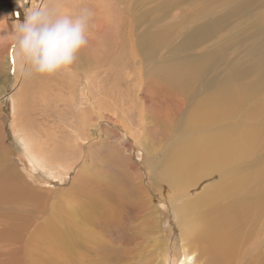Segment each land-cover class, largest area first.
Masks as SVG:
<instances>
[{"label": "rangeland", "instance_id": "obj_1", "mask_svg": "<svg viewBox=\"0 0 264 264\" xmlns=\"http://www.w3.org/2000/svg\"><path fill=\"white\" fill-rule=\"evenodd\" d=\"M45 1H48L49 4L46 3L50 8L61 12H65L69 5L68 9L72 11L71 15H78L83 9H89L93 13L88 25V43L77 54V57H81L82 65L76 62V57L72 64L75 69L71 67V71L72 73L73 70L77 71L75 75L81 74L83 78V84H79L77 92L78 99H80V94L84 91L83 88L87 87L82 68L89 62H91L90 65H94L95 69L89 70L88 73L96 71L98 76L97 81L94 82L95 85H93L95 95L101 99L103 108L107 106L109 109L104 110L115 118L112 117L110 123L105 124L101 131L98 130V133L103 135L100 137L101 142L98 139L95 140L96 136L93 134L92 146L88 145V137L81 138V134L72 132L70 125H75L74 128L79 126L77 114H80L81 111L77 112V110L71 109L70 103L60 90L69 81V73H64V71L67 72L66 68L52 75L23 77L21 84L23 85L24 98L16 99L18 94L14 80H16V72L19 70L16 57L10 46L16 25L24 19V9L18 7L17 0H0V98H5L0 100V264H30L31 262L35 264H181L186 250L178 222V208L174 201L177 200V204L182 202L184 193L178 198L167 182L162 181L156 175L148 174L153 165H149L146 156L149 153L147 147L148 153L144 148L134 147L136 149L134 156L129 151L131 144L128 143L129 145L125 146L126 141H123L122 144L119 136L124 133L123 124L126 120L138 123L142 116L140 113L145 114L140 101H145L147 98L143 96V91H139L140 78L144 77L143 74L146 75L144 85L147 86L145 94L148 96L146 103L148 112L146 113L150 119L147 142L150 143V145L148 144L150 149L154 150L152 154L156 155L158 164L164 160L163 149L165 147L171 144H183L185 137L180 135L183 120L195 110L206 95L214 94L220 85L216 84L207 88L200 82H195L190 89L180 91L168 89L167 84L162 83L163 79L150 72L149 65L154 62L145 58L146 55L144 52L142 54L141 50V54L138 53V46L136 47L137 44H134L137 37L139 38L136 34L138 31H144L155 37L159 35L161 43L159 42L157 58H155L158 64L164 61L168 65H177L181 63L182 54L188 52L198 56L202 54L203 50L211 47L215 52L220 51L218 55H223L222 64L226 61L228 65L230 62L241 61L238 64H232L234 66L249 63L246 53L255 45L261 48V53L264 54V0H134L131 2L122 0L123 4L119 3L120 0H29L25 4V8L43 5ZM118 4L122 7L121 9ZM230 4L231 6L246 7L252 14L237 13L236 18L235 15L231 16L232 18L227 20L229 23L219 29L220 31L216 32L217 35L213 36L212 42L207 41L194 45L191 47L193 49H189L190 51L187 48L176 49L189 25L200 21L203 11L205 13L211 11L213 17L214 15L218 16L225 13L226 9L230 11ZM123 11H128L131 17H128L126 23L120 19V16L125 17ZM17 12H19V17L16 15ZM138 18L143 19V24L137 32H134L130 25H132L131 22L139 21ZM254 18L258 22V26L254 25ZM136 25L139 27L138 23ZM108 26L111 29H108ZM171 27L174 29H170ZM123 35L126 38L125 47L122 45L125 42L121 40L124 39ZM163 39H166V44L162 43L166 42ZM168 41L170 42L168 43ZM224 45L227 47L226 49ZM236 49L239 50V53L235 54ZM7 50L10 53V68L6 63ZM170 51L172 52L169 53ZM93 52H96V55ZM93 59L96 62H92ZM228 65L224 67L220 65L219 69L212 68L213 79L216 77V70H219L217 79L222 77L223 73L228 70L226 68ZM255 70L256 72H251L252 74H248V77L244 76L243 81L235 78L225 83L232 89L230 91L232 95L228 98L229 102L227 103L232 110H229L227 114L223 111L215 119L212 118L215 125L212 124V127L217 128L218 134L226 138L237 137L234 130L237 125H243L245 130H248L255 124L254 120L260 121L261 133L257 132L259 143H255L252 155H249L247 160L251 165L264 161V86L259 92L262 94L260 97L262 101L260 98V101L252 98L256 94L252 89V82L253 84L257 83L260 75V70ZM208 75L211 77L210 74ZM38 83H40V88ZM164 84L166 85L164 86ZM153 88L154 91H152ZM36 89H40V91ZM155 89H158V93ZM15 93L14 98L12 94L15 95ZM170 93L171 97L168 96ZM149 95L152 99L149 98ZM160 95H164L163 98ZM249 97L252 100L248 102L247 106H243L241 109L235 108L238 101L245 102ZM173 98L174 100H172ZM135 103L138 104V107ZM205 107L210 109L208 105ZM83 108H86L88 112L93 111L87 102ZM72 110L75 116L70 114ZM259 110H262L261 113L254 118L253 112ZM175 113V120L170 124L169 116L172 117ZM128 117L130 119H127ZM156 117L161 118L158 119L160 122L156 121ZM161 120L166 121L162 122ZM92 128L94 129V127ZM56 134L60 137L57 141L54 140ZM69 138L73 139L72 142ZM129 138L131 139L130 135ZM28 141L32 145L36 142L38 146H43L42 149L46 152L45 156L30 154L27 146ZM75 142L79 145L76 146ZM66 149L73 150L67 157L76 166L71 173L56 166L62 160L60 158L56 159L53 166L49 163L54 157L53 154L48 153L49 151L59 150L65 153ZM85 163H88V168L83 171L80 165ZM246 163L243 162V165L245 166ZM236 169H238L237 164L225 166L222 169L220 175L225 183L230 180L229 177L235 173ZM107 174H110L111 178ZM139 175L142 178H138ZM208 178L201 180L202 183H199L198 191L216 179V176ZM118 189H122L123 192ZM259 191L263 202L264 185ZM30 192L36 193L37 196ZM64 193L66 195L76 194L80 199L85 198L83 207H85L88 196L97 197V202L89 207L88 225H85L82 218L78 219L82 231L84 227L86 228V234H83L85 237H80L75 242L76 254L72 256L59 254L52 250L53 253L47 245L35 244L36 237L41 230L40 225L48 215L54 216L53 206L59 201H65L67 196ZM181 197L183 198L181 199ZM71 200L66 204L70 205L76 202V199ZM62 205L61 214H56V216L61 215L69 219L68 214L66 216L64 212L67 213L68 209L74 205ZM117 209L120 213L122 212V217H115ZM150 209L158 210L156 222L150 216ZM16 218L19 219L16 221ZM155 224H157L156 228ZM259 224L258 236L245 240L244 243H238V249L235 245L234 250L237 255L230 262L224 264H264V217L261 218ZM244 226L245 229L242 228V230L247 232L249 226ZM257 232H255L256 235ZM159 235L166 240L169 252L167 256L161 255L162 248L158 245ZM245 235L243 239H245ZM31 247H35L33 251H29ZM32 254L37 255L30 256ZM197 255L200 253L197 252ZM199 257H201V264L211 263L208 258Z\"/></svg>", "mask_w": 264, "mask_h": 264}, {"label": "bare ground", "instance_id": "obj_2", "mask_svg": "<svg viewBox=\"0 0 264 264\" xmlns=\"http://www.w3.org/2000/svg\"><path fill=\"white\" fill-rule=\"evenodd\" d=\"M86 1H88V0H86ZM131 1H134V0H130L129 2H131ZM46 2L48 3V1H45V3H43V4H47ZM145 2L147 3V1H145ZM119 3L123 4L124 1L120 0ZM130 4L132 5V3H130ZM74 5H75V3H74ZM68 6L65 9V13L70 14L72 11L71 10L69 11ZM230 6H231V4H230ZM119 7H120V5H119ZM148 7H150V6H148ZM121 8L122 7H120V9ZM144 8H145V6H144ZM140 9H141V7H140ZM207 9H209V8H207ZM204 10H206V9H204ZM237 13H243V15L250 14V13L252 14V12L249 13V11L246 7L244 8V7L238 6V5H233V6H231L230 11H227V9H226L225 13H221L218 16L214 15V17L212 16L213 12L210 11L209 13H207V12L205 13L203 11L200 21L196 24L189 25V28L185 31V33L183 35V39H182L181 43L178 44V48H176V49L178 50L179 48H187V50L190 51L189 49H193L191 47H193L194 45L203 44L204 42H207V41L212 42L213 36L217 35L216 32L219 29H222L225 25H227L229 23V21L227 22V20L229 18H232L231 16L235 15V18H236L237 17L236 15H238ZM146 14H145V16H146ZM150 14H152V13H150ZM0 15H1V13H0ZM124 15H125V17L120 16V19L122 20V22L125 21V23H126L128 17L129 18H131V17L129 16L128 11L124 12ZM141 18H138L139 21L136 20V23L131 22L132 25L129 24L131 28L133 27L134 32H137L139 30V28L141 27V25L143 24V19H141ZM254 21H255L254 25L258 26V22H257L256 18H254ZM137 23L139 24V27L136 25ZM179 24H180V21H179ZM108 25H110V24H108ZM109 27L110 26H108V29H111ZM172 28L173 27H171L170 29H172ZM170 32H171V30H170ZM177 32H179V31H177ZM172 33H173V31H172ZM124 35L122 36L123 38H124ZM137 35L139 36V38L137 37L136 41L134 40L135 41L134 44H137L136 47L138 46V51H139L138 53L141 54V51H142V54H143V52H144V54L146 55L145 58H149L152 63L154 62L153 64L149 65L150 72L153 74H156L161 79H163L164 81L163 80H161V81H162V83L165 82L167 84V85L164 84V86L165 85L168 86V89L170 88L172 90H179V91L182 89H190L193 87V84L195 82H200L204 87H207V88H210L216 84L220 85L214 94L206 95L201 100V102L198 104V106L195 108V110L192 113H190L183 120L182 126H181V134H180L181 136L185 137L183 144H181V145L171 144V145L165 147L163 149L164 160L162 161V163L158 164L156 155L152 154L154 152V150L150 149V147H149L150 143L147 142L149 140L147 129H148V124H150V122H149L150 119L146 113V112H148L147 107H146L147 106L146 103L148 101V96L145 94V91L147 90V86L144 85L146 75L143 74L142 76H144V77L140 78L141 79V83H140L141 87H139L140 88L139 91H143V93H144L143 96H145L147 98V100H145V101L141 100L140 101V99H139V101L142 102L141 106L144 109L145 114L140 113V115H142V116L139 118L140 121H138V123H136L135 121H130V120H129L130 122L129 121L127 122V120L125 118L126 115H125L124 120H126V121L123 124L124 125V133H123V135L119 136V140L122 144H123V141H126L124 144L125 146L129 145L128 143L131 144V145H129V147H130L129 151L134 156H135V152H136V149L134 147L144 148L147 153H148V150H147V148H148L149 153L146 156H147V159L149 160V165L150 164L153 165L152 170L151 171L149 170L148 174L156 175L157 177L161 178L162 181L167 182L172 187L175 196L177 195L178 198L180 197L181 194L183 195V193H184V195H183L184 198L181 197V199L183 198L182 202H179V204H177V200L174 201L175 206L178 208V213H179L178 222H179V226H180L181 231H182L181 234L183 236V240L185 243V250H186L185 257L181 261V264H201V257H199V256H204L205 258H208L211 261L210 264L228 263L233 259L234 256L237 255V252L234 250L235 245H236V248L238 249V243H240V244L244 243L245 240H248L252 237L258 236V234L260 232L259 231L260 228L258 226L261 225V224H259V222H260L261 218L264 217V201L263 202L261 201V195H260V191H259L261 186L264 185V161H263V163H262V161L259 162L261 164L255 163V165L248 164V161H247L249 155L250 156L252 155V150L255 147V143L256 144L259 143V139H258L259 134L257 132H259L261 130V125H260V121H258V120L257 121L254 120L255 124L253 126L249 127L248 130H245L246 128H244L243 125H237L234 129L236 134H237V137L226 138V137L218 134L219 130L217 128L214 129L212 127V124L214 125L212 118L215 119L223 111L227 114L229 112V110H232L229 107V105H227V103L229 102L228 98L231 97V95H232L230 93V91L232 89H230L228 87V85H226L225 83L232 80V79H235V78H236V80H242L243 81L244 76L248 77L249 76L248 74H250L251 72L252 73H253V71L256 72L255 69L260 70V75H259V78L257 80V83L253 84V82H252V89L254 90V92L256 94H255V96H252V94H251V96H252V98L259 100V98L262 96V94L259 92L261 91L262 87L264 86V54L261 53V48H259L255 45L252 49H250L246 53V57L248 58L249 63L234 66L232 64H236V63L238 64L241 61L230 62L229 65L227 64L228 62L226 61L225 63L222 64L221 60L223 59V55H218L220 53V51L215 52L211 47V48H208L207 50H203L202 54H200L198 56H195V54L188 53V52L184 53L185 55L182 54L181 55V63L177 64V65L172 66V65L166 64L163 61L165 59L164 57H163L164 59L162 60L163 62L158 64L155 61V58H157V56H156L157 47H158L159 42H160V39H159L160 37L158 38L159 35L157 37H155V36L151 35V33H147L144 31H141V32L138 31V34H136V36ZM108 40H109V38H108ZM121 40H122V42H125L122 44L125 47L126 46V38L121 39ZM163 41H166V39H163ZM170 41H168V43ZM162 43L166 44L167 41L165 43L164 42H162ZM163 44H161V46H163ZM10 47H9V49H10ZM98 47H99V45H98ZM224 48L226 49L227 47H225V45H224ZM229 48H230V46L228 47V49ZM172 51H174V50H172ZM172 51H170L169 53H171ZM95 53L93 52V54H95ZM236 53H239L238 49L235 50V54ZM9 55H10V53L7 50V55H6L7 56V62L6 63L8 65V67L10 68V57H9ZM16 60H17V58H16ZM76 62L81 64V62H82L81 57L78 56ZM92 62H96V60L93 59ZM90 64H91V62H89L86 65L84 64V66L82 68L83 74L86 77L85 81H86L87 87L83 88V90L85 92L83 91L80 94V99H78V93L77 92H78V87L80 86L79 84H83V81H82L83 78H82L81 74H79L77 76L75 75V72H77V71L73 70V73H72L71 67H72V69H75L74 65L67 67L66 68L67 72L64 71V73H69V81L66 83L65 86L61 87L60 90H62L61 92L64 95V97L67 98L68 103H70V108L74 109V111L77 110V112L81 111L80 114H77L79 117V118H77V120L79 119V121H78L79 126L77 128H74L75 125L74 126L70 125V127L72 128V132H75L76 134L77 133L81 134L82 135L81 138H87L88 137V139H89L88 145L92 146L93 134H95V136H96L95 140L98 139L101 142L100 137L101 136L103 137V135L99 134L98 130L101 131L103 126L105 124L110 123V120L112 119V117L115 118V116L112 115V117H111V115L109 113H107L106 110H104L107 108V106H105L106 108H103L104 106L102 105L101 99H99L98 95H95V88L93 87V85H95L94 82L97 81L98 76L96 74V71H94L93 73H88L89 70L95 69L94 65H90ZM220 65H221V67L228 65L226 67V68H228V70L226 72H224L222 77H219V79H217V76H218L217 73L219 70H216V72H217V73H215L216 77H215V79H213L212 68L213 69H219ZM17 67H18V62H17ZM76 67H77V65H76ZM208 74H210L211 77ZM71 75H73V76H71ZM15 77H16V80H14V82H15L14 84H16L15 89H16V91H17L16 93L18 95L16 96V93H15V95H13L14 94L13 93L12 96L14 98L16 96V99L21 98L20 100H22L24 98L23 97L24 96L23 85L21 84V82L23 81V77L20 75L19 71L16 72ZM137 81H138V79H137ZM137 83H139V82H137ZM39 84L40 83H38V85ZM38 87L40 88V85ZM36 88H37V84H36ZM45 88H47V87H45ZM51 88H53V87L51 86ZM162 88H163V86H162ZM36 90L40 91V89H36ZM41 90H42V88H41ZM135 90H137V89H135ZM155 90H157V93H158V89H155ZM43 91H44V89H43ZM152 91H154V88ZM167 91H169V90H167ZM164 93H165V91H164ZM161 94H163V93H161ZM154 96H156V94H154ZM160 96H162V95H160ZM163 96L161 98H163ZM168 96L171 97V93ZM123 98H125V97H123ZM138 98H140V97H138ZM149 98H150V95H149ZM155 98H157V97H155ZM252 98L251 97L247 98V100L245 102H243L242 100L238 101L235 108L241 109L243 106H247L248 102L250 100H252ZM1 99H5V98H0V100ZM82 99H84V100H82ZM150 99H152V98H150ZM169 99H171V98H169ZM167 100H168V98H167ZM172 100H174V98ZM260 100L262 101V98H260ZM5 102H6V100H5ZM85 102H87V104H89V106L92 107V109H93L92 112H88V110L86 108H83ZM104 105H106V104H104ZM135 105L137 106L138 104L135 103ZM205 105L210 106V109L208 110L205 107ZM214 107H216V108L213 110L212 108H214ZM132 109H133V107H132ZM248 110H249V108H248ZM72 111L70 112L71 115H73V113H74V111L73 112ZM261 111L262 110H259L256 112L252 111L253 117L255 118L257 116V114L261 113ZM162 114H163V112H162ZM158 115H160V114H158ZM73 116H75V115H73ZM167 116H168V114H167ZM174 116H176V113L173 114L172 117L169 116L170 124L175 120ZM151 118H154V117H151ZM127 119H130V118L128 117ZM156 119H157L156 121L158 122L159 121L158 119H161V118L156 117ZM131 120H132V118H131ZM166 120H168V119H166ZM120 121H122V120L120 119ZM165 121H162V122H165ZM117 122H118V120H117ZM152 123H154V122H152ZM166 123H169V122H166ZM70 124H72V123L70 122ZM158 126H160V125H158ZM168 126H169V124H168ZM168 126H166V127H168ZM92 127H94V129ZM136 127H137V130H136ZM162 127H163V125H162ZM260 133H261V131H260ZM129 135H130L131 139L129 138ZM58 138H60V137L57 134L54 135L55 141H57ZM69 140H70V138H69ZM71 140H73V139H71ZM69 142H68V144H69ZM72 145H74V144H72ZM72 145H71V147H72ZM75 145L78 146L79 144L76 143ZM27 146L29 147L30 154H32V155H40V156L44 157L46 154V152L42 149L43 146H38L36 144V142L33 143V145H32L31 142L28 141ZM69 148H70V146H69ZM95 150H96V148H95ZM72 152H73L72 149H66L65 153L62 151H59V150L58 151H52V150L49 151L48 152L49 154L54 155V157L51 158L52 160L49 161L50 165L53 166L55 164L56 159L60 158L62 160L59 163H57L56 166H59V167L65 169L68 173H71L76 168L74 162L73 161L70 162V160L67 159V157ZM130 152H128V153H130ZM65 159H67V160H65ZM243 162L244 163L247 162L245 166L243 165ZM235 164L238 165V169H236L235 173L229 177L230 180L227 183H225V181L221 178V175H220L222 169L225 166H233ZM80 167L84 171L88 168V163L80 165ZM107 176L109 178H111L110 174H107ZM139 176H138V178H142V176H140V177ZM213 176H216V179H214L212 182H210L208 184L206 183L207 185L202 187V189L200 191H198L199 190L198 188H200L199 183L201 182V180H203L206 177L212 178ZM114 181H116L117 183L119 182L118 180H114ZM123 188H124V190H127V188L126 189H125V187H123ZM118 190L120 192H123L122 189H118ZM141 190L143 191V189H141ZM254 191H255V194H254ZM70 192H71V189H70ZM30 193H33V192H30ZM33 194H36V193H33ZM64 195H66V194L64 193ZM30 196H31V194H30ZM36 196H37V194H36ZM63 196H62V199H63ZM66 196H65L66 197L65 201L62 200L64 202L59 201L58 204L55 203V205L53 206L54 209L52 210V213L54 214V216L48 215V217L45 219V221L40 225L41 230L39 231V235L36 237L35 244L47 245L49 248H51L50 251L53 250V251H57V253H59V254H68L69 256H72L73 254H76L75 242L80 237H83L84 236L83 234H86V228L84 227V229L82 231V227L80 226L78 219L82 218L85 222V225L86 224L88 225L87 218H88V213H89V209H90L89 207L91 205L93 206L94 203L97 202V197L94 198L93 195L88 196L87 200L85 201V207H83L84 206L83 201L85 200V198L84 199L83 198H81V199L77 198L76 194H71V193L66 195ZM71 199H76V202L73 201L75 203H72L70 205L66 204L68 202H71L72 201ZM147 201L149 202L148 198H147ZM62 204H65L67 206L74 205L73 207L68 209L67 213L64 212V214L66 216L68 214V216L70 217L69 219L66 218L65 216L62 217L61 215L56 216V214H59V213L61 214V209H62L61 205ZM75 205H77L79 207H76ZM149 208H151V206H149ZM200 209H201V211H200ZM150 210H151L150 216L152 217L153 221L156 222L158 210H154V211L152 209H150ZM121 213H120L119 209H117L115 212V217L119 218L121 216ZM18 219L16 218V221ZM27 220H28V218H27ZM116 220L119 221L117 218H116ZM22 223H20V224H22ZM244 225L249 226L247 232H246V230L243 231L245 229V228H243ZM246 226H244V227H246ZM154 227L156 228L157 224H155ZM242 228H243V230H242ZM255 232H257V235ZM244 235H245V239H243ZM158 238L160 239L158 245L161 246V248H162L161 255L167 256L169 252H168V247L166 246V244H167L166 240H165V238H162L160 235L158 236ZM262 239H263V237H262ZM33 248H35V247H31L29 251H33L34 250ZM40 249H42V248H40ZM29 251H28V253H31ZM197 252H199L200 255H197ZM36 255L32 254L30 256H36ZM34 262H35V260H34ZM30 264H35V263L31 262Z\"/></svg>", "mask_w": 264, "mask_h": 264}, {"label": "clouds", "instance_id": "obj_3", "mask_svg": "<svg viewBox=\"0 0 264 264\" xmlns=\"http://www.w3.org/2000/svg\"><path fill=\"white\" fill-rule=\"evenodd\" d=\"M28 2L17 0L18 7L24 9V19L16 25L11 40L20 75H52L71 66L88 43L91 10L71 15L47 4L25 8ZM16 15L19 17V12Z\"/></svg>", "mask_w": 264, "mask_h": 264}, {"label": "snow or ice", "instance_id": "obj_4", "mask_svg": "<svg viewBox=\"0 0 264 264\" xmlns=\"http://www.w3.org/2000/svg\"><path fill=\"white\" fill-rule=\"evenodd\" d=\"M14 62V61H13Z\"/></svg>", "mask_w": 264, "mask_h": 264}]
</instances>
